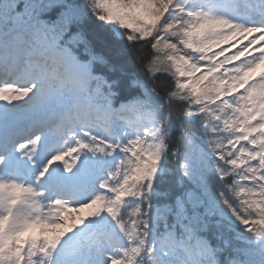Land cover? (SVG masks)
I'll return each mask as SVG.
<instances>
[{
    "label": "snow or ice",
    "instance_id": "1",
    "mask_svg": "<svg viewBox=\"0 0 264 264\" xmlns=\"http://www.w3.org/2000/svg\"><path fill=\"white\" fill-rule=\"evenodd\" d=\"M0 264H264V0H0Z\"/></svg>",
    "mask_w": 264,
    "mask_h": 264
},
{
    "label": "trees",
    "instance_id": "2",
    "mask_svg": "<svg viewBox=\"0 0 264 264\" xmlns=\"http://www.w3.org/2000/svg\"><path fill=\"white\" fill-rule=\"evenodd\" d=\"M133 71H137V72H139L140 69H139L138 67L133 66Z\"/></svg>",
    "mask_w": 264,
    "mask_h": 264
}]
</instances>
